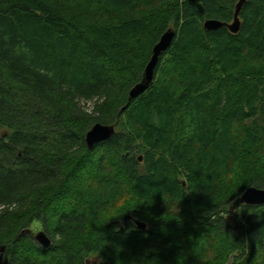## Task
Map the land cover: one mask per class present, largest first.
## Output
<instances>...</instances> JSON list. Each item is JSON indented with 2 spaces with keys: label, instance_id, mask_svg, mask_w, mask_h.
Returning a JSON list of instances; mask_svg holds the SVG:
<instances>
[{
  "label": "trees",
  "instance_id": "trees-1",
  "mask_svg": "<svg viewBox=\"0 0 264 264\" xmlns=\"http://www.w3.org/2000/svg\"><path fill=\"white\" fill-rule=\"evenodd\" d=\"M237 2L0 0V264H78L56 235L126 186L145 202L100 229L98 264H264V205L231 208L264 188V0L246 1L237 33L204 27ZM98 122L116 133L90 148ZM226 173L238 183L218 184Z\"/></svg>",
  "mask_w": 264,
  "mask_h": 264
},
{
  "label": "water",
  "instance_id": "water-1",
  "mask_svg": "<svg viewBox=\"0 0 264 264\" xmlns=\"http://www.w3.org/2000/svg\"><path fill=\"white\" fill-rule=\"evenodd\" d=\"M191 5L195 6L199 12L204 13L203 0H187ZM247 0H238L234 19L232 22H225L215 18H208L204 21V27L207 30H216L221 27L227 26L231 32L237 33L241 28V18L240 14ZM177 35L176 30L170 28L168 29L160 38V40L155 44L153 48L152 56L145 68L143 79L136 83L129 92V99L138 97L140 94L144 93L149 86L154 82L156 76V67L159 63L162 54L171 47L175 36ZM116 133L115 124H94L86 133L85 141L88 147H93L94 145L106 141L112 138ZM142 159V156L139 158ZM241 204L247 205H264V188L257 186H251L244 191V193L234 201L231 208L235 209ZM131 216H127L130 218ZM136 225L145 229L147 227L146 222L139 219L134 220ZM36 240L44 247H49L52 244L51 238L47 235L45 230H40L35 234ZM4 248H2L3 250ZM2 257V256H1ZM101 261L100 257L88 260L85 264H98Z\"/></svg>",
  "mask_w": 264,
  "mask_h": 264
},
{
  "label": "clouds",
  "instance_id": "clouds-1",
  "mask_svg": "<svg viewBox=\"0 0 264 264\" xmlns=\"http://www.w3.org/2000/svg\"><path fill=\"white\" fill-rule=\"evenodd\" d=\"M230 179L238 183L235 173L221 175L217 183L223 186ZM144 202V198L134 187L126 186L120 199L99 207L95 214H88L83 220H73L66 224L63 232L56 235L55 242L78 253V264H85L86 261L96 258L107 243L105 233L100 229L112 218L120 217ZM242 210L243 207H237L238 212Z\"/></svg>",
  "mask_w": 264,
  "mask_h": 264
},
{
  "label": "rangeland",
  "instance_id": "rangeland-1",
  "mask_svg": "<svg viewBox=\"0 0 264 264\" xmlns=\"http://www.w3.org/2000/svg\"><path fill=\"white\" fill-rule=\"evenodd\" d=\"M86 107L91 109L93 107V103L92 102H88L86 103ZM40 230H46V228L44 227V224L40 221H35L32 226H31V232L32 234L35 236V234L37 232H39ZM0 257H1V253H0ZM5 258L4 256H2L0 259Z\"/></svg>",
  "mask_w": 264,
  "mask_h": 264
}]
</instances>
